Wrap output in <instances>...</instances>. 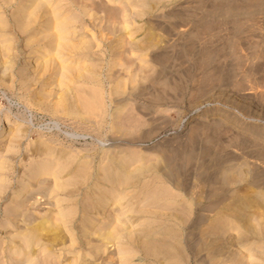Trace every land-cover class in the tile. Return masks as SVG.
<instances>
[{"label":"rangeland","instance_id":"374dc122","mask_svg":"<svg viewBox=\"0 0 264 264\" xmlns=\"http://www.w3.org/2000/svg\"><path fill=\"white\" fill-rule=\"evenodd\" d=\"M3 1L0 129L3 121L9 127L0 132V221L9 222L6 207L24 170L43 157L39 172L50 175L32 195L48 191L58 164L67 165L58 178L74 185L34 195L42 196L36 204L29 194L37 221L59 225L58 208L68 201L54 205L64 195L79 212L76 244L59 230L54 248H35L40 264H66L80 252L81 264H123L108 258L114 246L98 251L81 231L90 193L107 184L101 168L122 162L125 215L116 241L135 250L132 264H232L237 253L264 252V0H147L128 28L127 0H61L77 16L65 57L94 76L67 86L59 84L57 49L40 52L15 17L20 1ZM46 58L55 59L42 75L33 62ZM90 85L101 91L94 110L80 99ZM10 229L0 231V264H22L7 248ZM57 248H65L62 257Z\"/></svg>","mask_w":264,"mask_h":264},{"label":"bare ground","instance_id":"6f19581e","mask_svg":"<svg viewBox=\"0 0 264 264\" xmlns=\"http://www.w3.org/2000/svg\"><path fill=\"white\" fill-rule=\"evenodd\" d=\"M4 1L5 3L8 4L12 0H4ZM19 1H20V4H19V7L16 9L17 16L15 17L18 20L21 28L23 30H27V29L30 30V33L32 34L31 37L33 39L32 41L36 44L37 47L38 46L41 47L40 52L45 51L46 48H43V46H48V48L50 46L52 48H55V50L57 49L58 57L59 59H61L60 61L57 60L58 61L57 64L59 63L58 64L59 72H60L59 75L61 76L59 84L61 83L62 85L67 86L69 84V81H71L73 77H80V78L89 77V78L94 79L93 73L91 74L90 70L82 67L81 66L82 64L80 61L75 62L76 63L75 64L73 63L74 59L68 62L71 56H68L67 58L65 57L66 54L68 53L67 50H69L72 47V45L68 42V40H69V37L73 35L71 32L72 25L77 20V16L71 15L68 12H64L63 7L61 6V0H34V2L30 5L29 3H31L32 0H19ZM127 1H129V4H130L129 12L132 18L130 20L128 19L124 21V23L127 26V27L125 26L126 28L134 26L136 24V19L144 15L145 9L147 7V0H127ZM116 17H118L117 14H116ZM41 18L43 20L41 24H39V28L34 27L37 21L40 20ZM28 32L24 31V33H28ZM103 37L104 36H102V38ZM96 38L99 40L97 36ZM98 40L96 43H98ZM37 47L34 46L32 48L30 52L31 53L30 58L34 57V52L35 50L37 51L36 49ZM39 49L40 48H38V50ZM5 53L8 54L9 52H7L6 50ZM0 54L2 55V52ZM4 55H2V58L4 57ZM50 59H53V58H50ZM50 59L46 58L38 62H33L35 70L37 67V69L38 68L40 69L39 72L42 73V75H45L47 73V68L48 69L50 68L48 67V64L50 66V63H49ZM95 86L90 85L89 86L90 88L88 87L89 90H87V92L85 91L86 93L84 94L80 93V95H82L80 96L81 97L80 99H82L85 102L87 109L92 108L94 110V108H96V106H98V104L101 103L99 102V100L101 101L100 99L101 91L98 89L99 87L97 88V86L96 87ZM61 87H64V86H61ZM79 92L77 93V95H79ZM82 100L81 102H83ZM8 127L9 125L5 121H3L0 132L2 130L6 131ZM1 137L2 135H0V142L5 141L4 138L2 137L3 138L2 139ZM43 159L44 157L42 158V160L40 158L34 164L32 163L33 166L31 168L24 170L26 171V173L24 172V174H26L25 178L21 179L19 183L18 191L13 194L10 204L6 207L8 211L7 214L9 215V219H8L9 222H6L5 220L0 221V231H2L3 225H5V228L6 226L11 227V229L7 231L6 233V236L8 237L7 248L11 252L12 257L16 256V260H24L22 264H40V261H38V256H37L38 254L36 255L37 251L40 252V250L42 249L40 252L42 253L45 250L49 249L47 248V247H50L49 245H52L51 247L55 246L54 243L58 241V238H62L60 237L58 233L60 231H63V233H66L67 236L70 238L69 239L71 241L70 245L75 243L74 241L76 238V231H75V228L73 227L72 222L74 221L76 214L79 212L77 209V204L75 205L71 203V200L69 199V197L64 195L62 197L57 198L56 204L54 205V209L56 205L57 207H59L58 203H61L62 201H68V202L70 201V202L69 203L67 202L66 204H63L64 202H62V204L58 208L57 214L60 219V224L59 225L57 224L58 227H56L57 225H55L54 229L52 228L53 225L51 226L52 229L51 228L49 229V226H47L43 218H42L43 220L40 219L39 221H37L38 217H36L35 216L36 214L33 213L34 211H32V209L34 208L33 204L34 203L36 204L39 202L37 201V199L41 198L42 197L41 195L47 196L49 195V192L50 193L57 192V191L59 192L61 190L66 189L69 185L70 186L74 185V183L71 185L72 183L71 180H74L71 177L66 178V180H64L65 178L63 180H60V178H58L59 173H61L62 170L67 167V165L65 167L63 166L64 167L63 168L61 166L59 167V164L58 165L54 164L58 167V170L53 171V173L57 176L53 178L54 181L51 184L52 186L51 187L49 186V188H47L48 191H46L45 189L44 191L46 192H44L43 190H37L38 192L33 193L34 195L41 194L40 197L37 196V198L35 199V196L31 194L32 193L31 189L33 188V185L35 183H38L39 185L44 184L43 180L45 179V177L50 175L47 172H44L43 174L39 172V170L43 167L46 161H48V160L44 161ZM123 164L125 165V162L119 163L116 166L112 165L109 170H107L108 169L107 166H103V168H101L104 171V173L102 174L101 181L103 180L104 182H107V184L103 183L101 185H98L97 187L95 186L94 190H92V192L90 193V196H89L90 201L88 205L85 208H83L84 211H83L82 220H81V231L83 233L84 240L87 241L86 243L88 246L96 248V250L99 251L100 249L99 247L101 246L106 247L107 244L108 246L112 245L114 246L113 249L114 250L116 249V250L111 251L112 253L109 255L108 258L113 259V260L119 258V260L122 261L123 264H132L131 257L135 254V250L129 244H124V243L116 241L117 239L120 238V235H121V231L118 227L119 226L118 221L121 220V216L125 213V210H124L125 205H124L123 200L126 198V196H125V193L118 188L119 187L118 185L120 184V179H122V177L127 176L125 172H119V168L121 167V165L123 166ZM60 165H63V163L62 164L60 163ZM63 171H65V169ZM26 178H27V181L25 180ZM114 179L119 182L118 183L112 182ZM4 187H5V184L2 182V179H0V189ZM46 193L48 194L46 195ZM29 194H31L32 195L31 197L35 199L33 204L31 203L32 198L28 197ZM111 206L116 207L115 214L111 212L112 210L110 208ZM240 225L238 223L237 225H235V227L239 229ZM90 229L93 230L92 234L88 233ZM43 231L48 232L47 235H43L44 233ZM36 247H39V250L36 251L35 249ZM70 247L71 246H69V248ZM247 248L250 251H252L253 250L252 244H247ZM57 249L62 250L58 254L60 255V257H62L63 254L65 253L64 252L65 248L64 249L57 248ZM33 250H35V253L32 252ZM97 252H95V254ZM81 255H82V252L76 254L75 257L73 256L74 258L72 257L73 258L72 260L70 258V260L73 263L69 261L66 264H81L79 262ZM233 257L234 259L233 260L231 259L233 261L232 264H264V252H262L261 254H257V253L255 254V253L249 252L248 255L245 257L242 256V254L237 253ZM89 263H92V262H89ZM13 264H18V262L13 263ZM212 264H220V263L217 260V258H213Z\"/></svg>","mask_w":264,"mask_h":264}]
</instances>
